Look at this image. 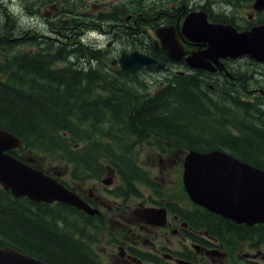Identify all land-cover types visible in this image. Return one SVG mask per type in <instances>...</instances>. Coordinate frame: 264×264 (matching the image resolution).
Here are the masks:
<instances>
[{
    "label": "trees",
    "instance_id": "trees-1",
    "mask_svg": "<svg viewBox=\"0 0 264 264\" xmlns=\"http://www.w3.org/2000/svg\"><path fill=\"white\" fill-rule=\"evenodd\" d=\"M118 1L112 12L99 18L111 27L114 22L122 24L129 12L135 19L141 11L144 37L146 29H154L161 19L175 25L182 17L181 0H176L179 5L172 12L168 5L159 11L161 6L146 0H125L133 7L130 9ZM127 29H132L128 37L134 38V28ZM7 45L0 40V47ZM78 46L52 51L46 64L37 56L28 61L20 56L16 58L21 62L18 69L17 63L13 64L16 69L0 66V129L22 143L20 150L11 152L13 157L26 161L27 155L40 154L67 159L70 178L74 169L91 171L98 178L106 164L129 188L137 181L156 191L160 186L131 159L135 146L138 153L154 145L153 150L175 156L220 150L250 158L249 165L264 170V134L258 132L264 123L257 112L253 116L248 113L247 104L236 102V92L229 83L219 91L213 74L183 71L169 73L166 85L150 94L145 91L142 72L121 71L108 64L106 54L98 51L89 54L88 65L83 60L90 50ZM143 52L173 65L159 49L144 48ZM60 59L64 66L54 68L53 63ZM36 164L46 174L54 170ZM62 183L71 189L70 183ZM180 192L176 195L185 197L181 187ZM76 211L63 204L51 206L15 199L0 188V248H11L47 264H100L76 241L63 218L74 216ZM212 218L208 219L209 229L216 235L220 219ZM59 223H63V230L58 228ZM223 228L221 234L227 236L252 234L259 241L264 238V226L240 230L227 222Z\"/></svg>",
    "mask_w": 264,
    "mask_h": 264
},
{
    "label": "flooded vegetation",
    "instance_id": "flooded-vegetation-1",
    "mask_svg": "<svg viewBox=\"0 0 264 264\" xmlns=\"http://www.w3.org/2000/svg\"><path fill=\"white\" fill-rule=\"evenodd\" d=\"M38 1L39 3L44 2L43 10L40 13L33 11L32 17L37 16L39 24L36 27L28 26L15 32L9 29V33L2 40L9 43L7 50L11 52L9 51L7 55L0 52V62H9L12 59L15 64L17 57L23 56L22 59L28 61L27 58L37 56L40 60L42 59V62L47 63L46 57L53 54H39V50H52L53 39L48 38L47 35L57 36L61 29L74 35L77 34V30H81L83 34L93 26L94 13H86L83 10H93L96 7L95 0H67L64 8L60 5L61 0ZM231 1L221 0V5L227 4L226 7L216 6L215 8L206 2L192 7L191 0H186V4L182 7L183 14L202 11L207 15L209 23L231 27L237 33H248L254 28H261L264 31V0H235L236 4H231ZM116 2V0H111L109 4L113 5ZM29 4L36 5L33 0ZM55 4L60 6L55 7ZM112 5L102 8L108 9V6L112 8ZM126 17L122 18V24L112 23L110 29L114 33L113 40L106 46L99 41L84 42L81 45L92 50H99L107 57V50L117 49L122 52L125 50V44H129L131 48H140L144 43L142 12H137L135 24H130L133 16ZM8 18L14 19L13 15ZM161 21L162 25L167 24L166 21ZM179 22L180 19H177L175 27L179 26ZM10 24L12 23H7V25ZM129 27L134 28V38L128 37L129 30H132L127 29ZM27 29L33 36L23 35ZM99 29L101 31V27ZM148 30L151 31V29L146 30L150 49L157 51L160 47L150 32H147ZM176 32L186 52L204 49L202 44H194L184 39L177 28ZM22 41L33 43L32 46L27 47V52L22 49ZM72 44L76 45V42ZM0 49L4 51L5 48L0 47ZM117 58L118 56L111 58V62L115 63ZM179 64L178 69L182 66V70H189L185 60ZM219 64L221 69L213 74L218 87L221 89L224 83H229L236 92L234 95L236 102L247 104L245 108L248 113L253 116L257 112V118L264 123V63H258L249 57H242L220 59ZM197 72L204 71L197 70ZM258 132L264 134V128L258 129ZM164 157L174 159L169 154ZM243 157L234 156L239 161L249 164L251 159ZM170 161H166L167 163L162 166L159 160V167L166 169L167 165L172 164ZM180 162L182 163L183 160ZM153 166L155 165H151V168H156ZM102 167L104 171H100L99 177L96 178L98 180H76L77 175L80 174L79 169H74L72 180V191L88 207L98 211L97 215H88L73 208L76 211L73 216L75 223L83 225L85 232H78L74 237L88 252L94 254L100 264H264V251L262 250L264 238L259 241L252 234L248 236L221 234L227 222L231 223L233 228L240 230H245L247 226L244 224H234L194 205L185 193V200H176L171 191L163 189V185L158 181L155 182L160 186L157 191L148 189L142 192L139 188L141 185L137 181L131 183V189L115 169H111L106 164ZM162 169H159L158 174H161ZM106 176L110 180L109 186L103 185L102 182ZM158 179L163 181L162 177H156V180ZM145 209L164 210L163 217L162 213L154 212L152 218H145L143 216ZM154 216L158 218L154 219ZM213 216L220 219L217 220L219 228L216 230V235L209 229L208 219L213 220ZM238 243L245 245L241 249L239 246L233 247V244Z\"/></svg>",
    "mask_w": 264,
    "mask_h": 264
},
{
    "label": "water",
    "instance_id": "water-1",
    "mask_svg": "<svg viewBox=\"0 0 264 264\" xmlns=\"http://www.w3.org/2000/svg\"><path fill=\"white\" fill-rule=\"evenodd\" d=\"M182 35L189 42L202 44L203 50L192 52L185 60L189 68L216 72L220 59L247 56L264 63V31L254 28L248 33H237L231 27L209 24L204 13L188 14L181 26ZM162 52L173 62H180L184 52L173 27L155 30ZM118 63L123 71L140 68L161 71L165 64L137 51L122 53ZM22 147L14 135L0 129V187L12 197L27 198L34 203H62L90 215L95 210L87 207L79 197L60 184L56 178L10 155ZM109 179L104 180L109 184ZM182 183L190 201L207 211L236 224L253 226L264 223V170L252 167L222 151H189L184 158ZM164 210L146 209L145 217ZM156 216H154L155 218ZM158 218V217H157ZM155 218V219H157ZM0 264H46L10 248H0Z\"/></svg>",
    "mask_w": 264,
    "mask_h": 264
},
{
    "label": "rangeland",
    "instance_id": "rangeland-1",
    "mask_svg": "<svg viewBox=\"0 0 264 264\" xmlns=\"http://www.w3.org/2000/svg\"><path fill=\"white\" fill-rule=\"evenodd\" d=\"M30 1L31 0H0V30L1 29L3 30L4 26L7 25V23H12L10 25L15 26L16 30H23L24 27H28V26L36 27L39 24V19L37 16L32 17V13H33V11L40 13L41 10H43L44 2L39 3L38 0L37 1L33 0L36 3V5L34 6V4H29ZM95 1H96L95 2L96 7L93 10H89V11L83 10V12H86V13L87 12L94 13V15H93L94 22H93V26L90 29L84 31L83 34H82L81 30H77V34H75V35L69 34V32H66L64 29H61L58 31L59 35H57V36L54 34L51 36L47 35V36H49L48 38L53 39L52 40V46H51L52 50L51 49L39 50V54L47 55L48 53H51V51L57 52L58 50L62 49L64 46H66V44L72 43V42H74V43L76 42V45L77 46L79 45L80 47L82 46L81 44H84V42L91 43L90 41H93V42L99 41V42H102V44L105 46H106V44L110 43L113 40L112 37L114 36V33H112V29H110L112 26L110 27V25L105 24L102 21L103 19L99 18V15L104 16V13L113 11L112 8H110L109 6H108V9L102 8L103 6H106V5L111 6L112 4H109L111 0H98V1L95 0ZM171 1L172 0H146L147 3H153L157 6H161L159 8V11L163 5H168V7L173 5L174 3L173 4L170 3ZM181 1H182V5L186 4L185 3L186 0H181ZM220 1L221 0H199L197 2H194L193 0H191L190 5L192 7H195L201 3L206 2L207 4H210L211 6H213L215 8H217L216 6H218V8L226 7L227 4L221 5ZM66 2H67V0H61L60 5L64 8V7H66ZM120 2H121L120 4L123 5V8H129V9L133 8L131 5L127 4L128 1L126 2L125 0H120ZM231 4H236L235 0H232ZM60 5L55 4V7L60 6ZM174 9H175V7L172 8L171 12ZM12 15H13L14 19L8 18V17H11ZM171 15H173V14H171ZM126 16H127L126 18H128L129 16L134 17V15L131 14V12L126 14ZM184 17L185 16L182 17V20ZM135 21H136V18L135 19L133 18V20L131 21L132 24H135ZM158 23H159V25H162V21H159ZM99 27H101V31L105 32V34H103L100 31ZM132 27H134V26L132 25ZM58 29H59V27H58ZM9 31H10L9 29L6 30L4 36H7ZM13 32H15V30H13ZM90 32H95V33L91 34ZM147 32H150V31L148 30ZM23 35L29 36V35H32V33H30L29 29H27L26 33ZM143 38L145 39V42L143 44H141L142 46H140V48H136V49L130 48L129 50H122V51L131 52L132 50H138L140 52H143L142 49L151 48V46L149 44L148 37H143ZM46 42H49V41H46ZM57 42H59V44H57ZM126 42H128V41H126ZM21 43H22L21 46L23 47L22 49L25 50L26 52H27V47H30L33 45L32 41H29V42L28 41H22ZM58 46H59V48H58ZM9 51H10L9 49L8 50L4 49V51L0 49V52H4L6 55L11 52V51L10 52ZM41 51H42V53H41ZM91 52L92 51L85 53V56H86L85 62H87L88 65H90V59L87 57H89V54H91ZM119 53H120V51L117 49L107 50L108 58H115L116 56L119 55ZM60 56H61V54H60ZM1 63H0V66L3 67L4 62H1ZM20 63L21 62H17V66H16L17 69H18V66L20 65ZM44 63L46 64V62L43 61V64ZM108 64H111V61H108ZM63 66H64V63H63V61H61V59L56 60L53 63L54 68H61ZM101 66L108 67L109 65L102 64ZM16 67L13 65L12 59H10L9 62L4 66L5 69H10V68L16 69ZM178 67L179 66L173 67V69H171L169 72L162 71V72H151V73H149L148 71L144 72V71L140 70V72H142L141 73L142 78L146 81L145 91L147 93L153 94L156 91H158L159 89H161L164 85H166L167 75L169 73H173V71L174 72L178 71ZM218 89L220 91L219 87H218ZM219 95L220 94H218V97H219ZM152 146H154V145H152ZM152 146H150L151 151L144 149L142 151V153H138V150H137L138 147L137 146H135L133 148L132 153H131V155H132L131 159H133V161L135 162V164H134L135 167L143 168L146 171H148L149 175H150V180L156 179V177H159V178L162 177L163 181H161L159 179L154 180V181L156 183L158 181L159 184L163 185V189L166 188L169 191H173L174 196L179 197L176 195L177 193H179L181 195L180 183H179L181 181V178H180L181 176H180V172H179V169L181 170V167L179 165V159L178 158L166 159L164 156L158 155V153L153 151ZM26 157L33 159L34 161H36L39 164H42V166L45 169H47V168L54 169V171H53L54 173H56V171H58L59 175H60V173L64 174V171L69 169V166H70L69 163H65L67 159H63V158L59 159V157H50V156H45V155H40V154H29ZM159 160L162 162V166H164L167 163L166 161L169 162V160H171L170 162H172V164L170 166L167 165L166 169H162L161 167H159ZM151 165H155L153 167H156V168H154V169L151 168ZM159 169H162L161 174H158ZM79 172H80V174L77 175L76 180H80V181L98 180L92 176L93 173L91 171L81 172L79 169ZM81 173H84V174L82 175ZM90 176H92V177H90ZM60 177L63 181H66V182L72 184L71 179H69L68 176L65 177V175H60ZM139 188L142 192H145L146 190L149 189V188L142 186V185ZM183 199L185 200L186 197H183ZM63 218L66 222L68 221L67 222L68 225H70L72 228V230H70V231H71V233L73 231L74 236L78 232L84 230L83 225L75 223V217L72 216V217L67 218V219L65 217H63ZM63 226H64L63 223L62 224L59 223L58 228L60 230L61 229L63 230ZM243 245H245V244L238 243V244H233V247L239 246V248L241 249V247ZM262 250L264 251V245L262 246Z\"/></svg>",
    "mask_w": 264,
    "mask_h": 264
},
{
    "label": "bare ground",
    "instance_id": "bare-ground-1",
    "mask_svg": "<svg viewBox=\"0 0 264 264\" xmlns=\"http://www.w3.org/2000/svg\"><path fill=\"white\" fill-rule=\"evenodd\" d=\"M3 29H5V31H4L3 34L0 33V40H1V41H2V39H3V36H4L5 32H6V30L10 29V30H15V31H17V30H16V27H15V26H12V25H5ZM98 53H99V52H98ZM97 55H99V54H97ZM101 57H102V56H101ZM71 60H73V61L75 62L74 59H71ZM144 83H145V82H144ZM229 130H230V129H229ZM229 130H228V131H229Z\"/></svg>",
    "mask_w": 264,
    "mask_h": 264
}]
</instances>
